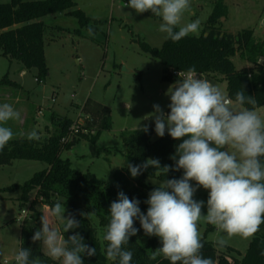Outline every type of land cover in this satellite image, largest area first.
I'll return each mask as SVG.
<instances>
[{
	"label": "clouds",
	"instance_id": "1",
	"mask_svg": "<svg viewBox=\"0 0 264 264\" xmlns=\"http://www.w3.org/2000/svg\"><path fill=\"white\" fill-rule=\"evenodd\" d=\"M127 7L160 17L158 31L173 42L200 31L199 19L183 23L185 14L192 12L191 0H128ZM88 33L93 34L91 27ZM178 76L166 93L170 111L165 114L160 105L154 104V112L145 117L154 119L157 136L163 137L167 131L173 140H182L170 157L174 167H161L159 159L153 158L127 167L133 178L150 167L162 169L165 176L180 170L183 175L165 179L149 193L146 214L139 200L118 192L117 200L110 204L103 235L109 261L131 264L133 253L124 246L137 235V220L145 235L161 241L162 246L152 251L149 259L162 256L170 264H215L202 254L201 222L214 226L215 243L221 248L236 236L253 238L264 224V117L244 107L245 103L255 105V99L238 91L234 103L219 86L197 77L194 69ZM20 119V112L11 104H0V151L15 135L9 122ZM142 130L147 133L148 126ZM27 138L40 139L35 130ZM198 188L208 191L206 214L202 211L205 202L194 199ZM65 212V204L55 202L49 217H41V227L32 241H40L43 255L52 261L84 264L83 257L95 256L97 249L85 244L79 232L65 238L69 230L80 227V221L72 214L66 217ZM81 215L92 219L95 212ZM52 218L62 227H53ZM14 259L15 264H43L39 256L33 257L30 248L20 247Z\"/></svg>",
	"mask_w": 264,
	"mask_h": 264
},
{
	"label": "rangeland",
	"instance_id": "2",
	"mask_svg": "<svg viewBox=\"0 0 264 264\" xmlns=\"http://www.w3.org/2000/svg\"><path fill=\"white\" fill-rule=\"evenodd\" d=\"M215 1L191 0L192 12L185 14L183 23L199 19L201 27L198 34L190 35L200 34ZM223 1L227 6V14L221 19L223 31L236 33L251 29L255 39L264 40V0ZM6 2L9 0H0V3ZM74 2V8L83 11L92 21L88 28L82 27L77 18L64 12L42 18L46 28L44 54L48 75L40 81L36 80L34 70L20 71L16 61H9L0 53V104H11L20 112L21 119L8 124L15 134L13 139L27 137L35 130L40 140L56 130L58 118L76 119L86 99L106 105L110 109L111 128L102 132L96 143L74 138L70 150L64 151L62 157L69 159L73 169L90 172L105 182H114L113 171L127 163L124 156L126 148L119 133L152 124V139H157L159 136L155 132L154 119L145 117L154 112V104L160 105L165 114L170 111V97L166 93L180 77L169 71L171 78L162 79L165 66L140 46L144 42L151 47L161 48L166 34L158 31L162 23L160 17L150 12L136 13L127 7L128 0ZM89 26L94 28L92 35L88 33ZM231 60L236 69L251 65L238 54L232 56ZM5 74L7 77L3 79ZM196 76L219 86L227 95L226 81L222 77ZM254 110L264 117V105ZM181 142L175 141L171 156ZM45 167L46 163L32 160H14L11 165L0 166V188L23 184ZM182 175L183 172L180 177ZM149 181L154 185L160 184L155 179ZM19 196L20 190L0 192V264L5 260L8 264H15L22 224L17 218L21 210L27 211L25 224L38 229L41 227V224L36 225L35 214L28 212L27 204H19ZM33 196L34 192H31V199ZM194 199L205 202L202 211L206 214L208 191L198 188ZM38 208L46 218L49 217L51 208L42 205H38ZM65 208L67 217L69 210L67 206ZM51 223L53 227H62L54 218ZM200 232L219 252L239 260L250 241L236 236L221 248L215 243L217 233L214 226L201 222ZM39 245L43 251L41 242Z\"/></svg>",
	"mask_w": 264,
	"mask_h": 264
},
{
	"label": "trees",
	"instance_id": "3",
	"mask_svg": "<svg viewBox=\"0 0 264 264\" xmlns=\"http://www.w3.org/2000/svg\"><path fill=\"white\" fill-rule=\"evenodd\" d=\"M76 6L74 0H9L0 3V53L9 61H16L23 70H34L36 80L40 81L48 75L44 46L46 28L42 18L57 12L73 15L79 24L88 26L91 18ZM74 8V9H73ZM227 14V6L223 0H216L199 35H189L178 42L166 39L157 49L141 42L142 50L150 56L158 58L165 66L162 79L169 80V71L188 73L194 69L195 74H203L209 78L222 77L226 81L227 96L235 101L238 91L255 99V105L245 103L244 107L256 109L264 105V40L255 39L251 29H242L236 33L222 30L221 19ZM96 23V21H93ZM91 27V26H89ZM88 28V27H87ZM94 29L93 27H91ZM238 54L251 65L236 69L231 57ZM7 74L3 76L6 79ZM2 83V80H0ZM80 115L86 117L79 140L96 143L102 132L111 128L110 109L97 101L86 99L80 109ZM73 120L58 118L56 130L44 140H29L27 137L12 139L0 151V166L11 165L14 160H32L46 163V167L32 175L23 184H11L0 188V192L20 190V205L28 206V212L35 214L36 225L41 224L42 210L38 205L51 208L55 202L68 207L69 214L80 221V227L69 230L65 238L79 232L84 243L97 249L96 255L84 256V264H118L109 261L105 256L106 242L103 235L109 222L111 202L117 200L118 192L123 191L129 199L140 201L139 207L146 214L148 205L145 201L149 193L159 185L151 184L150 179L162 183L165 179H179L183 170L169 171L148 168L133 178L127 164H142L148 158L159 159L161 167H174L170 158L175 141L167 131L163 137L152 139L154 127L148 124V132L142 128L123 130L119 137L126 151L127 163L113 171L114 182L97 179L90 172H80L71 167L64 151L70 150L74 140L62 142ZM34 192L31 199L30 194ZM94 211L95 216L87 219L81 213ZM25 221V220H24ZM22 222L19 235V249L30 248L33 257L39 256L43 264H60L43 255L39 242H33L32 236L38 230L33 225ZM96 222V225L94 224ZM139 229L136 236L130 238L124 247L132 251L131 264H170L162 256L156 260L149 259L152 251L161 247L158 237L145 235L139 220L134 225ZM208 230L210 227L207 228ZM100 234V236H99ZM202 254L211 257L215 264H264V224L250 239L240 260L219 252L214 244L203 238Z\"/></svg>",
	"mask_w": 264,
	"mask_h": 264
},
{
	"label": "built area",
	"instance_id": "4",
	"mask_svg": "<svg viewBox=\"0 0 264 264\" xmlns=\"http://www.w3.org/2000/svg\"><path fill=\"white\" fill-rule=\"evenodd\" d=\"M174 75H178V73L180 71H172ZM182 74H184L183 72H181ZM187 74V73H185ZM86 117H83L81 115H79L76 119L73 120L72 125L68 128L67 134L66 136H64L61 141L62 142H69L71 140H73L74 138L77 137V135L79 134V132L83 131L82 127L84 125ZM27 215V211L26 210H21L20 216L19 218H17L18 221H21V223L24 221L25 216ZM1 264H8V262L5 260L3 261Z\"/></svg>",
	"mask_w": 264,
	"mask_h": 264
},
{
	"label": "crops",
	"instance_id": "5",
	"mask_svg": "<svg viewBox=\"0 0 264 264\" xmlns=\"http://www.w3.org/2000/svg\"><path fill=\"white\" fill-rule=\"evenodd\" d=\"M20 71H24V70L20 68ZM195 75H197V74H195ZM69 154H70V152L67 153V155H69ZM107 160H110V159L107 158ZM124 166H125V165H124ZM122 167H123V166H122ZM122 167H120V168H122ZM120 168H119V169H120Z\"/></svg>",
	"mask_w": 264,
	"mask_h": 264
},
{
	"label": "water",
	"instance_id": "6",
	"mask_svg": "<svg viewBox=\"0 0 264 264\" xmlns=\"http://www.w3.org/2000/svg\"><path fill=\"white\" fill-rule=\"evenodd\" d=\"M125 68H123V70H124Z\"/></svg>",
	"mask_w": 264,
	"mask_h": 264
}]
</instances>
